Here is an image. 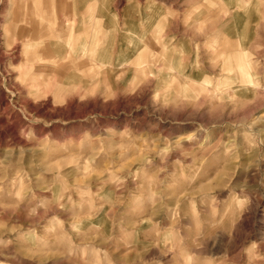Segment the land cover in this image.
<instances>
[{"label": "rangeland", "instance_id": "1", "mask_svg": "<svg viewBox=\"0 0 264 264\" xmlns=\"http://www.w3.org/2000/svg\"><path fill=\"white\" fill-rule=\"evenodd\" d=\"M0 264H264V0H0Z\"/></svg>", "mask_w": 264, "mask_h": 264}]
</instances>
